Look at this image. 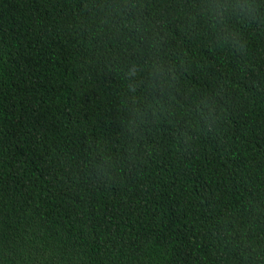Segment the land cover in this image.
Returning a JSON list of instances; mask_svg holds the SVG:
<instances>
[{
	"label": "trees",
	"instance_id": "obj_1",
	"mask_svg": "<svg viewBox=\"0 0 264 264\" xmlns=\"http://www.w3.org/2000/svg\"><path fill=\"white\" fill-rule=\"evenodd\" d=\"M0 264H264V0H0Z\"/></svg>",
	"mask_w": 264,
	"mask_h": 264
}]
</instances>
